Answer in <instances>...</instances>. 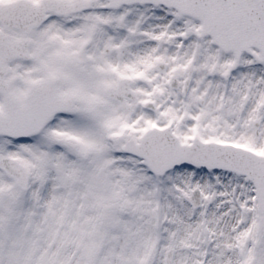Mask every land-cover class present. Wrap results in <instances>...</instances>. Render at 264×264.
I'll return each instance as SVG.
<instances>
[{"label":"snow or ice","instance_id":"obj_1","mask_svg":"<svg viewBox=\"0 0 264 264\" xmlns=\"http://www.w3.org/2000/svg\"><path fill=\"white\" fill-rule=\"evenodd\" d=\"M0 264H264V0H0Z\"/></svg>","mask_w":264,"mask_h":264}]
</instances>
